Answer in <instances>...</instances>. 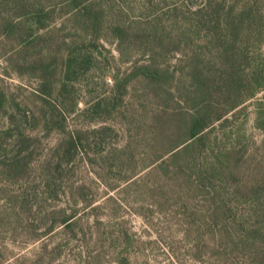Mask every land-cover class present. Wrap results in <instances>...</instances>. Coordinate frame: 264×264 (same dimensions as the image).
<instances>
[{
	"label": "rangeland",
	"instance_id": "374dc122",
	"mask_svg": "<svg viewBox=\"0 0 264 264\" xmlns=\"http://www.w3.org/2000/svg\"><path fill=\"white\" fill-rule=\"evenodd\" d=\"M204 1L104 0L108 12L92 26L86 18L56 15L40 33L44 42L38 48L27 36L18 40L15 27H0V264H243L217 246L227 222L264 200V90L205 132L203 153L215 172L203 176L184 166L185 185L182 176L170 173L172 161L164 163L170 156L150 165L141 138L144 111L156 114L162 98L171 96L173 109L187 108L184 44L176 42L185 20L195 18L189 8ZM236 1L257 2L264 16V0ZM0 14L8 25L28 19L12 6ZM122 29L128 34L124 41ZM154 32L165 41L155 45L158 58L143 44ZM196 32L186 33L187 49L209 57L203 48L208 33ZM259 54L264 60V39ZM41 57L53 63L48 72L55 70L54 81L66 86L60 99L45 92L50 82L36 64ZM69 57L75 63L65 82L62 61ZM153 57L169 67L164 85L123 83ZM118 86H126L124 96L117 97ZM100 129L103 135L92 138ZM70 131L90 137L89 144L42 181L40 170L58 155ZM20 141L33 156L26 174L10 179L2 163L12 159ZM226 209L232 218L221 216ZM65 219L71 221L63 224Z\"/></svg>",
	"mask_w": 264,
	"mask_h": 264
},
{
	"label": "trees",
	"instance_id": "16d2710c",
	"mask_svg": "<svg viewBox=\"0 0 264 264\" xmlns=\"http://www.w3.org/2000/svg\"><path fill=\"white\" fill-rule=\"evenodd\" d=\"M101 1L104 0H0V13L5 12L8 6H12L19 14L24 12L22 17L28 16L25 24L16 25H8L10 22L8 23L4 16L0 17V27H5V32L15 27L18 31V40L27 36L31 39V45L38 48L44 42L40 33L49 30L56 15H70L74 19L86 18L92 26L108 12V8ZM257 4L251 1L240 4L236 0H205L196 10L189 8L188 12L197 19L185 20V24L189 25L184 24V30L180 34L183 38L176 42L177 46L184 44V49H181L183 57L181 62L185 65L184 69L191 87V91L183 97L187 108L173 109L170 106L172 97L168 96L160 100L162 103L155 104L157 113L153 116H149L147 110L144 111L146 116L141 119L143 124L141 138L142 144L147 147V151H150L149 156L153 158V163L150 165H155L170 156V160L164 163L172 161L170 167L173 170L170 173L182 176L184 185L189 179L188 165H191L192 171L194 167L203 176L205 173L215 172L204 157L205 132L243 105L247 99L256 97L264 90V60L259 54L264 39V16ZM198 30L204 34L208 33L203 40L205 42L203 48L211 51L209 57L198 50L190 52L187 49L191 36L186 33L189 31L195 36ZM126 33L123 29L120 31V40L124 41V37L128 35ZM158 35V32H154L150 40L143 43L144 47L152 50L157 58L160 55H157L155 45L165 44L161 37L157 38ZM155 57L149 64L133 68L122 80L123 83L127 86L132 79H135L164 85L163 83L170 77L169 67L159 63ZM44 58L41 57L36 64L44 73L45 81L50 82L49 90L45 92L49 95L53 91L56 98L60 99V93L66 89V86L54 81L55 70L48 72L53 68V63H46ZM65 58L62 64L66 69L63 75L66 76L65 82H67L71 80L69 70L75 60L72 57L67 60ZM126 86L123 87L124 89L116 87L117 97L125 95L123 91L126 90ZM147 86L153 85L147 84ZM99 106L100 104H97L95 110ZM48 121L49 119L45 120L46 123ZM104 131L105 129L93 131L91 137L97 139ZM66 136L67 141L60 145L58 155L45 162V168L43 166L40 170L42 181L44 179L48 182L52 174H58L61 169L66 168L72 157L79 153L85 144L88 145L91 139L74 131L67 132ZM20 142L22 145L19 146L22 148L20 149L19 146L18 149L14 148L11 152L12 159L2 163L3 175L10 179L25 175L30 156H33L29 148H24L26 141ZM126 150L127 147L119 153L127 156L123 154ZM183 160H187V164H183ZM184 166L187 172L184 171ZM164 172L169 173L166 170ZM221 216L226 219L232 218L229 209L224 210ZM70 221L71 219H65L63 224H68ZM220 233L224 238L217 247L222 255L227 257L236 254L245 260L243 264H264V200L261 206L250 209L247 216L235 218L231 224L227 222Z\"/></svg>",
	"mask_w": 264,
	"mask_h": 264
}]
</instances>
